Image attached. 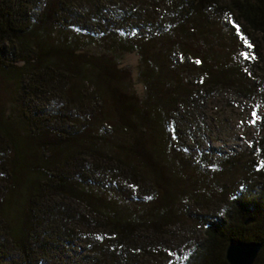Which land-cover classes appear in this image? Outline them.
<instances>
[{
  "label": "trees",
  "instance_id": "obj_1",
  "mask_svg": "<svg viewBox=\"0 0 264 264\" xmlns=\"http://www.w3.org/2000/svg\"><path fill=\"white\" fill-rule=\"evenodd\" d=\"M95 1L0 0V80L18 116L0 112V264H228L231 241L260 244L264 264V148L227 196L199 199L182 172L206 158L170 144L183 120L166 118L195 106L178 93L192 79L198 100H260L264 146V0ZM226 34L233 51L213 45ZM87 45L135 52L146 97L113 60L76 54Z\"/></svg>",
  "mask_w": 264,
  "mask_h": 264
},
{
  "label": "rangeland",
  "instance_id": "obj_2",
  "mask_svg": "<svg viewBox=\"0 0 264 264\" xmlns=\"http://www.w3.org/2000/svg\"><path fill=\"white\" fill-rule=\"evenodd\" d=\"M107 1L109 0H98L95 1L94 4L104 6V4H107ZM136 1L139 0H118L119 6L121 7L131 6ZM147 1L150 2V0H145V2ZM144 35L147 37V40L151 39L146 33H144ZM52 37L55 38V35H52ZM221 37H223L221 41L213 45L220 50L226 48L227 50L230 49L233 51L234 48L232 45L224 41L227 38V34ZM61 38L64 39L63 36ZM161 46H163V42L155 41L154 48H152L151 51L161 54L164 51V48ZM117 48L118 47L114 46L112 48L113 50L110 51L105 47L87 45L79 52L77 51L76 54L82 53L84 56L96 58L105 56L113 60L112 62L116 64L117 69L126 71V77L128 76V79L126 78L125 83L130 84L134 97L143 100L146 94L143 82L139 77V71H142V73L146 71L144 67L140 65L139 56L135 52H124ZM194 48L198 49V45H195ZM166 54L167 59H169L170 52L168 50ZM159 58L162 59L161 62L164 61L162 64H166L164 56L162 58V55H159ZM156 64L158 69V62ZM15 66L21 67L22 64L17 63ZM164 68H166V66ZM170 82L173 83V81ZM184 84V81H180L181 86ZM192 84L194 83L192 79H190L188 80V84L177 90L179 95H186L188 98H192V100L195 101V106L191 107L190 110L181 111L175 116L168 114L166 117L167 120L171 119L169 122H176L177 118L183 120L181 125L179 124L177 126V124H175L178 137L171 138L170 144H177V146L179 145L182 147L183 154L189 159H195L201 156L202 158H206L202 164H200L202 169H199L197 165L194 164L195 169L199 171L198 175L190 172L189 168H185L182 173L185 178H191L196 183V189L191 190L193 194H196L199 199L202 197L211 198L218 203L222 197L228 195V190L225 189L226 186L231 189L235 187V182L239 180L238 175L242 169L241 165L243 160L246 159L244 155H247L248 152L251 151V146L255 147V151L264 148L260 141V135L262 134H259L257 123L255 119H253V111L255 109L258 115L262 114V102L257 98L245 99L233 97L224 91L212 92L209 94L205 93L206 96L201 93L199 96L200 99L198 100L197 97L193 96L196 89L192 87ZM174 87L176 86L171 84L167 88L173 89ZM10 92L11 89L7 83L0 80V112L5 118L9 120L12 118L13 122H15L18 116L13 106L14 101H12ZM183 98H181V100ZM262 99L264 100V98ZM98 120L100 121V117H98ZM89 121L95 125V122H97L95 115H91ZM135 134H137V132ZM166 139H168L167 135ZM173 153L169 154L170 157L166 158L171 159ZM209 158L220 161L225 159L230 161H235L236 159L240 160L231 167L228 166L229 163H227L226 166L220 164L218 168H210V164L207 161ZM186 162L189 163L188 160H186ZM171 164L170 166L173 168V164ZM162 170L165 172L164 169ZM204 171L207 174H203ZM15 260L16 258L11 256L4 261L3 264H13Z\"/></svg>",
  "mask_w": 264,
  "mask_h": 264
},
{
  "label": "water",
  "instance_id": "obj_3",
  "mask_svg": "<svg viewBox=\"0 0 264 264\" xmlns=\"http://www.w3.org/2000/svg\"><path fill=\"white\" fill-rule=\"evenodd\" d=\"M260 248V244L254 242L231 241L225 250V259L228 264H253Z\"/></svg>",
  "mask_w": 264,
  "mask_h": 264
}]
</instances>
